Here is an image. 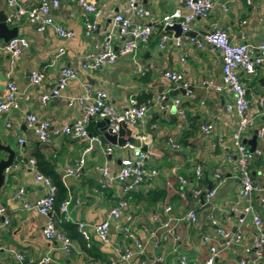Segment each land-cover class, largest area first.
Listing matches in <instances>:
<instances>
[{
	"label": "crops",
	"instance_id": "obj_1",
	"mask_svg": "<svg viewBox=\"0 0 264 264\" xmlns=\"http://www.w3.org/2000/svg\"><path fill=\"white\" fill-rule=\"evenodd\" d=\"M22 1L33 4V0ZM93 1L99 11L96 18L99 28L90 36L84 33L83 11L74 1L63 0L61 6L53 11L54 22L72 30L73 37L59 36L53 27L37 31L34 25L22 20L10 27L18 26L19 36L28 38L30 46L24 49L15 66L11 64L10 53L0 51L1 94H5L9 79L14 80L20 89V108L0 112V142L16 152L15 166L6 170V180L0 188V206L6 209L4 215L0 214V224L4 221L3 216L9 220L1 230L2 264H21L16 256L18 253L35 259L50 256L53 259L50 264H148L158 253L164 256L161 264H177L181 256H186L189 264L203 261L209 254L210 245L220 248L222 244V238L211 221L217 227L236 232L243 202L237 170L226 161V154H235L231 136L237 127V117L224 109L231 95L226 90L218 91L202 83L211 80L218 86L223 85L221 54L207 43L197 47L188 37L198 39L213 29H224L228 31L231 42H246L257 47L264 41V0H251L250 3L246 0H213L209 16L195 18L190 24V33L179 35V45L174 30L157 26L148 40L138 46L135 54L119 56L113 64L91 73L81 70L80 65L102 48L105 36L112 28L113 15L125 11L127 3V0ZM141 1L155 18L176 7L186 11L181 0ZM2 11L7 16L11 12L7 0H0ZM125 14L133 21H147L146 18ZM162 36L165 40L160 47ZM122 42L123 38L114 31L110 39L113 48L118 49ZM3 45L0 40V47ZM61 49L64 52L59 55ZM64 67L76 70L77 77L69 82L60 96L42 104L40 95L57 84ZM35 69L45 74L39 85L31 80ZM139 69L144 70L143 75L138 73ZM165 70L181 72L182 82H170L163 76ZM238 76L246 84L250 100L248 113L253 118V124L241 132V140L252 138L257 130L255 149L258 153L249 163V172L256 182L264 184V64L257 67L255 74L239 69ZM85 84L91 91L105 90L118 112L128 108L130 99L137 101L141 96L149 95L147 102L141 104L146 106L143 123L130 127L140 139V146L147 145L146 166L157 169L158 174L150 183L140 185L131 193L128 206L121 212L120 223L128 224L143 246L142 253H135L129 262L116 256L112 244H102L91 228L90 245L95 243L103 256L93 258L87 255L77 242H74V251L65 255L59 241L49 240L43 235L48 217L24 207V203H35L46 193V188L35 180L34 168L28 163L36 153L41 154L60 175L67 196L71 197L68 216L72 223L78 220L89 225L100 222L107 217L115 201L123 196L122 184L115 179L99 192L93 191L102 179L96 166L106 163L114 176L121 161L130 157L135 147L128 144L124 147L104 145L99 140L93 142L91 151L83 156L81 174L66 176V171L74 168L82 156L86 140H71L63 134H52L48 142H41L34 130L28 127L29 113L36 114L39 119L50 120L54 128L81 117L82 104L76 98L85 95ZM70 99H73L71 104ZM177 99L179 104L175 105ZM205 124L213 126L210 134L202 131ZM95 132L99 135L102 130L95 127ZM143 135L150 141L148 144L141 140ZM219 137L222 143L213 146ZM20 138L25 142L20 143ZM107 147H112L109 154L104 152ZM7 156L8 153L0 149V160ZM197 167L201 169L199 178L195 175ZM37 168L41 169L38 164ZM216 173L219 177L215 176ZM179 176L187 180L184 198L176 192ZM21 187L27 192L22 200H15L14 195ZM194 189H200L203 195L195 197ZM211 189H214V194L206 197L205 192ZM236 202L238 212L233 210ZM165 207L170 209L165 210ZM253 207L261 215L264 225V204L259 202L257 194L253 197ZM189 210L197 214L198 220L194 224L183 218ZM153 215L157 217L154 219ZM162 221H168V228L172 227L179 239L173 241L169 237L155 249V241L164 233ZM144 226L155 232L154 235L143 230ZM240 229L241 241L218 253L216 260L219 264H238L243 258L250 264L252 255L244 253V249L251 246L253 237L250 215L245 216ZM117 231L116 222L112 221V242L121 241L134 249L133 243L122 241ZM205 237L209 238V243L203 241Z\"/></svg>",
	"mask_w": 264,
	"mask_h": 264
},
{
	"label": "built area",
	"instance_id": "obj_2",
	"mask_svg": "<svg viewBox=\"0 0 264 264\" xmlns=\"http://www.w3.org/2000/svg\"><path fill=\"white\" fill-rule=\"evenodd\" d=\"M62 1L63 0H33V4L30 5L22 0H7L11 12L8 14L6 22L9 25H15L25 20L27 23L34 25L37 31L42 32L49 27H53L59 36L67 38L73 37L74 32L72 30L65 28L62 24H56L54 22L53 11L61 6ZM71 1H74L83 11L85 36L88 37L92 33L98 31L99 26L96 18L99 15V11L95 2L93 0ZM181 1L186 7L185 12L179 7H176L171 12L155 18L141 0H127L125 11L117 12L113 15L112 28L105 36V42L102 48L98 52L92 54L87 60L83 61L80 65V69L93 73L100 70L105 65L113 64L119 56L135 54L138 46L148 40L152 31L157 26L166 28V26H172L178 23L181 28V34L188 35L190 24L193 20H195V18H207L213 7V0ZM246 1L247 3L251 2V0ZM223 9L226 10V6H223ZM125 13H129L131 16L139 19L146 18L147 21H133L130 16H127ZM90 15H92V17H90ZM114 31L118 32L119 36L123 38V42L118 49H114L110 43V39L114 36ZM180 36L176 37L177 45L180 44ZM188 39L195 43L197 47H202L207 43L219 50L221 54L223 85L218 86L211 80L203 81L202 83L204 86L211 87L218 91L226 90L231 95V100L225 103L224 109L227 113L237 117V127L231 136L235 154H226V161L237 170L240 182V198L243 202L240 210L241 216H239L237 220L238 226L236 232H229L224 228L217 227L216 223L211 221L213 226L216 227L217 234L222 238V244L220 248L210 245L208 256L203 261L194 264H219L216 260L218 253L241 241L242 235L240 226L243 225L246 215H250L251 218L253 237L251 246L246 247L244 253H250L252 255L250 264H264V225L261 215L255 211L253 207L254 194H257L259 202L264 204V184L256 182L249 172V163L258 151L256 149L253 151L250 150L241 140V132L253 124V118L248 113L250 100L246 94V84L241 81L238 76L239 69L247 74H255L257 67L264 64V41L257 47H253L246 42L233 43L229 39L227 30L217 28L202 34L198 39L194 37H188ZM164 40L165 37L162 36L159 43L160 47H163ZM29 46L30 41L28 38L17 36L1 46L0 51L5 50L9 52L12 58L11 64L15 66L16 61L21 56L24 49ZM63 52L64 50L61 49L59 55L63 54ZM138 73L143 75L144 70L139 69ZM77 75L78 73L74 69L68 67L62 68L57 84L50 91L40 95V102L42 104H47L51 99L60 96L69 82L76 78ZM163 76L173 83L182 82V73L179 71L165 70ZM44 78L45 74L41 70L35 69L31 73V80L35 85L41 84ZM85 87V95L76 98L82 104V116L70 124H64L59 128H54L51 121L46 118L39 119L37 115L33 113L27 115L28 127L34 130L41 142H48L52 134H63L71 140H86L87 144L84 147L82 156L76 161L74 168L66 171V176H79L81 174L82 165L84 164V154L91 151L93 142L98 141L97 136L89 135L86 129L90 119H108L109 128L112 133L117 131L118 123L121 121L131 126L141 124L144 120L146 106L138 104L136 100L130 99L128 108L123 112H118L105 90L97 89L91 91L88 84H85ZM19 93V85L14 80L9 79L4 95L1 94L0 90V112H8L11 109L20 108L18 101ZM87 100L89 102H87ZM72 101L73 99H70L69 104H71ZM174 104L178 105L179 100H175ZM202 131L206 134H210L213 131V126L211 124H205L202 126ZM141 140L146 144L150 142L146 140L145 135L141 136ZM19 141L20 143L25 142L24 138H20ZM222 141L221 137L217 138L213 146L221 144ZM171 145L172 147H177L176 144ZM129 146L131 148L134 147L132 145ZM104 152L105 154L111 153L112 147H107ZM147 158V151L135 147L132 155L121 161V166L114 176L110 174L109 166L106 163L96 166V170L100 173L102 179L99 185L93 188V191L99 192L100 189L107 187V185L115 179L122 184L123 196L115 201L114 205L109 209L107 217L100 222L92 225L82 220L74 222L78 234L81 235L87 246L90 244L89 228H91L102 244H112L114 253L117 254L116 256L120 260L129 262L130 258L135 253H142V243L135 237L132 228L126 223H120V221L122 218L121 212L128 206L131 193L140 185L150 183L158 174L157 169L148 168L146 166L145 162ZM28 163L34 168L35 180L46 188V193L35 203H24V207L26 209L36 210L48 217L47 224L43 229V235L49 240L59 241L63 253L65 255H70L75 248L74 241L59 228L56 221L54 205L58 195V187L50 176L44 174L37 168V160L35 158L29 159ZM13 166H15V163ZM8 170L9 168L7 171ZM195 175L197 178L201 176L200 167L196 168ZM215 176L219 177V174L216 173ZM177 180L178 187L176 192L180 197L184 198L187 180L182 176H179ZM26 192L27 190L21 187L15 193L14 199L22 200ZM200 194V189L193 190V195L195 197H198ZM213 194L214 189L205 192L206 197H210ZM70 201L71 197L66 196L60 206V212L63 215V219L66 221H70L68 216ZM169 209V207H165V210ZM5 210L4 206H0L1 215L5 214ZM233 210L238 212L239 208L237 202L233 206ZM152 217L155 219L157 216L153 215ZM183 218L189 224H194L198 220L197 214L193 210L187 211ZM112 221L116 222L117 232L121 234L122 241L132 242V247H134V249L131 247L129 248L128 245L123 244L121 241L112 242L110 236ZM8 222L9 220L4 218L3 223L0 224V249L2 226ZM161 227L164 229V233L155 241V249H158L160 243L168 240L169 237H171L173 241L179 239V236L174 232L173 228H168V221H162ZM143 230L149 231L148 226H144ZM149 233L150 235H154L155 232L150 230ZM203 241L209 243L210 240L205 237ZM133 250H135V252H133ZM16 256L21 264H50L53 261L50 256H43L40 259L32 257L27 258L22 253H18ZM163 258V254L158 253L149 260L148 264H161ZM2 263V259L0 258V264ZM177 264H189L187 257L181 256ZM238 264H247V261L243 258L238 261Z\"/></svg>",
	"mask_w": 264,
	"mask_h": 264
},
{
	"label": "water",
	"instance_id": "obj_3",
	"mask_svg": "<svg viewBox=\"0 0 264 264\" xmlns=\"http://www.w3.org/2000/svg\"><path fill=\"white\" fill-rule=\"evenodd\" d=\"M6 19H7V14H5L3 11L0 12V40H2L4 44L7 43L12 38L19 36V27L18 26L10 27V25L7 24L6 22ZM165 29L174 30L176 36H179L181 34V28L178 23H175L172 26H166ZM95 127L101 128L102 132L99 135L96 134ZM86 129L89 135H97V138L101 144L104 145L111 144L118 147H124L125 145L129 144L137 148L139 147L143 151L147 150L146 145L140 146V139L133 134L130 125H128L124 121L118 123V129L115 133L111 132L109 128L108 119H102V120L90 119L88 121ZM256 138H257V130L254 131V135L252 136V138L248 140H242V142L247 143L249 145L250 150L253 151L256 148ZM0 149L8 153V156L6 158L0 160V188H1L6 180V170L8 168H11L16 161V152L11 146L3 145L1 142H0ZM27 160L28 159L26 158L25 161ZM209 188L210 186H208V189ZM202 195L203 194H201V196ZM3 217L5 218V216Z\"/></svg>",
	"mask_w": 264,
	"mask_h": 264
},
{
	"label": "trees",
	"instance_id": "obj_4",
	"mask_svg": "<svg viewBox=\"0 0 264 264\" xmlns=\"http://www.w3.org/2000/svg\"><path fill=\"white\" fill-rule=\"evenodd\" d=\"M148 99H149V95H143L137 100V103L140 105L144 104L147 102ZM34 157L37 160L38 166L41 167L40 171L43 172L44 174L50 176L53 179L54 183L58 187V195H57V199H56V202L54 205V209H55V214H56L57 225L59 226V228H61V230L72 241L77 242L79 244L80 249L83 252H85L87 255L92 256L93 258L96 256H98V257L103 256L95 243H91V245L89 244V246L86 245V242L83 240L81 235H79L77 230H76V224L63 219V215L60 212V206H61V203L63 202V200L67 196V190H66L65 186L63 185V181H62L60 175L54 169V167L49 162H47L41 154L36 153ZM59 217H60V219L58 220L57 218H59Z\"/></svg>",
	"mask_w": 264,
	"mask_h": 264
}]
</instances>
